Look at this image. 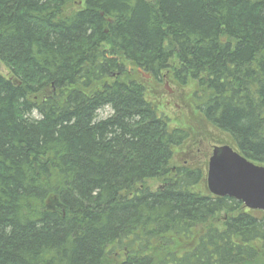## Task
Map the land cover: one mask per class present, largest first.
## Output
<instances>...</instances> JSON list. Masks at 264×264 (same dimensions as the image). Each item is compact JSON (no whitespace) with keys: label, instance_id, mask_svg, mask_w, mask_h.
I'll list each match as a JSON object with an SVG mask.
<instances>
[{"label":"trees","instance_id":"16d2710c","mask_svg":"<svg viewBox=\"0 0 264 264\" xmlns=\"http://www.w3.org/2000/svg\"><path fill=\"white\" fill-rule=\"evenodd\" d=\"M0 62V264H259L264 214L170 166L187 134L126 63L264 165V0H0Z\"/></svg>","mask_w":264,"mask_h":264},{"label":"rangeland","instance_id":"374dc122","mask_svg":"<svg viewBox=\"0 0 264 264\" xmlns=\"http://www.w3.org/2000/svg\"><path fill=\"white\" fill-rule=\"evenodd\" d=\"M75 8H79V5L76 6L73 4L66 9L68 12H71L74 11ZM126 67L128 69L131 68L130 78L143 84L146 90V98L157 106L159 113L166 116L168 125L171 128L182 129L187 134L186 139L180 145L173 148L170 166L200 169L203 173L202 190L207 191V163L212 148L214 146L227 145L235 151H239L232 138L228 134L212 126L198 110L197 106L205 97V94L198 91L197 82L194 80H188L187 83L180 84L174 78L173 66L172 68L164 70L160 74V79H156L153 76L146 78L140 75V72H136V68L132 65L129 66L128 63H126ZM0 74L5 77L10 76L9 70L1 62ZM165 83L168 84L171 93L165 89ZM108 113L109 109L105 108L101 111L100 116L105 117ZM163 180V178L146 179L143 185L151 191H154L163 184ZM242 211L257 216L264 214L260 210H250L243 206ZM224 218V214L220 213L215 216L211 223L220 227ZM262 251L259 264L264 263V247ZM110 260L112 261V259ZM114 262H116L115 259Z\"/></svg>","mask_w":264,"mask_h":264},{"label":"water","instance_id":"95a60500","mask_svg":"<svg viewBox=\"0 0 264 264\" xmlns=\"http://www.w3.org/2000/svg\"><path fill=\"white\" fill-rule=\"evenodd\" d=\"M164 87L171 93L167 83ZM206 187L211 195L229 197L245 208L264 212V165L248 160L230 146L213 147L207 163Z\"/></svg>","mask_w":264,"mask_h":264},{"label":"flooded vegetation","instance_id":"af4514ba","mask_svg":"<svg viewBox=\"0 0 264 264\" xmlns=\"http://www.w3.org/2000/svg\"><path fill=\"white\" fill-rule=\"evenodd\" d=\"M147 78H149V77H147Z\"/></svg>","mask_w":264,"mask_h":264}]
</instances>
